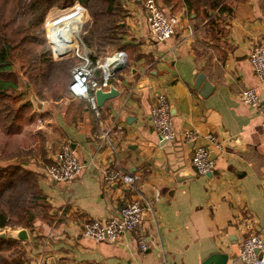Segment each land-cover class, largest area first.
Masks as SVG:
<instances>
[{
  "label": "crops",
  "instance_id": "0c3cea01",
  "mask_svg": "<svg viewBox=\"0 0 264 264\" xmlns=\"http://www.w3.org/2000/svg\"><path fill=\"white\" fill-rule=\"evenodd\" d=\"M158 1L180 15L174 35L157 41L143 0H129V31L120 48L128 59L108 79L120 92L99 105V114L68 88L56 106L44 101L41 111L33 107V117L21 121V129L34 134L25 147L33 155L25 164L39 172L46 195L34 226H26L29 238L15 245L25 251L24 263L202 264L214 251L231 252L250 232L264 236V126L257 109L240 96L251 85L264 95V80L249 61L252 46L264 42V0ZM99 70L93 74L98 81ZM200 72L207 85L202 81L197 87ZM161 90L177 131L172 140L162 139L150 119ZM187 128L197 129L199 136L187 140ZM101 129L109 131L115 149L101 144ZM209 132L224 139L223 149L208 143ZM64 142L87 166L69 180L52 181L44 168ZM198 143L211 149L212 173H199L191 163ZM109 164L136 172L138 186L106 183L101 168ZM135 197L153 204L154 210L143 212L147 248L130 231L114 240L83 232L86 221L116 214ZM225 264L243 262L235 256Z\"/></svg>",
  "mask_w": 264,
  "mask_h": 264
},
{
  "label": "built area",
  "instance_id": "2783aa9c",
  "mask_svg": "<svg viewBox=\"0 0 264 264\" xmlns=\"http://www.w3.org/2000/svg\"><path fill=\"white\" fill-rule=\"evenodd\" d=\"M76 3V4H75ZM74 4L77 10L81 11L83 19L81 25L75 35V45L70 51L60 52L63 46H60V35L56 24L68 15H63L55 20H49L46 23V38L50 46V51L55 58L72 55L76 57V64L72 68V78L68 88L71 95L75 97L86 98L93 108L94 112L99 114V105L96 102L94 89L98 85L106 87L109 85V77L112 74L109 71V63L117 59L125 63L128 59V53L125 49L116 48L93 63L90 56L89 48L86 45L81 29L86 18L87 9L79 1ZM145 13L147 14L149 26L154 38L157 41H165L170 39L180 20V15L170 9L164 7L158 0H143ZM249 61L257 74L264 80V42L255 43L249 53ZM97 67L101 68L102 80L98 81L93 78L94 71ZM241 99L257 109L261 115V123L264 126V102L260 101L259 90L256 86H246L240 91ZM150 119L154 127L159 131L162 138L172 140L176 137L177 131L173 124V116L169 98L164 90L156 93L155 101L150 109ZM39 126L43 123V118L38 117ZM102 143H108L111 148L115 149L116 145L107 130L101 129ZM187 140H194L199 136V131L194 128H187L183 131ZM208 143H212L220 150L225 144L223 138L217 133L209 132L206 134ZM211 149L208 144L198 143L194 146L191 156V163L199 173H207L213 171L215 160L210 155ZM85 161L80 157L77 151L71 147L68 142H64L54 153L51 161L44 168L45 175L54 177L57 181L69 180L83 171L86 167ZM101 176L103 180L111 184L114 181H121L134 188L138 186V175L134 171H130L120 164H109L102 166ZM264 191V181L262 183ZM153 209L152 201L141 197H135L126 200L121 204L118 213L111 216L100 218L94 217L84 223L83 232L94 238L117 239L119 235L125 232H133L137 237L141 248L148 247V240L145 231L143 218L144 209ZM158 220V216L155 215ZM239 258L243 264H264V236L260 232H250L244 235L239 241ZM30 264V263H24ZM59 264H101L98 260H62ZM163 264H169L164 260Z\"/></svg>",
  "mask_w": 264,
  "mask_h": 264
},
{
  "label": "trees",
  "instance_id": "16d2710c",
  "mask_svg": "<svg viewBox=\"0 0 264 264\" xmlns=\"http://www.w3.org/2000/svg\"><path fill=\"white\" fill-rule=\"evenodd\" d=\"M76 1L83 4L90 13V19L83 24L81 35L89 48L93 63L108 51V46L115 48L125 46V37L129 31L128 24L124 19L117 17L123 0H0V99L4 106L1 107L0 112L8 123H6L8 131L13 126L17 127L21 124L19 122L23 119L33 117L36 112L30 101H21L22 90L17 91L20 88L17 77L10 76L14 73L16 59L28 58L26 63H21L26 67V71L40 64L37 72L45 77L54 73L61 74L64 70H71L72 73L73 68L69 59L55 58L48 50L35 51V48L28 44L38 39L25 27L29 22L45 21L50 7L73 5ZM185 1L190 5L191 2L196 4L207 0ZM21 15L27 24L15 25L20 22ZM36 54L40 55L39 64L35 62ZM98 70L99 67L94 74ZM31 74L33 73L31 72L28 78ZM33 78L38 79L39 74ZM10 100L17 103L16 107L5 105ZM26 161H28L26 158H22L16 162L0 165V226L14 224L31 229L35 219L46 206V195L39 182L40 174L26 165ZM14 209L21 218L20 221L12 222ZM19 242L17 238L0 236V264H24L27 260L25 251L14 256L6 253L12 245Z\"/></svg>",
  "mask_w": 264,
  "mask_h": 264
},
{
  "label": "rangeland",
  "instance_id": "374dc122",
  "mask_svg": "<svg viewBox=\"0 0 264 264\" xmlns=\"http://www.w3.org/2000/svg\"><path fill=\"white\" fill-rule=\"evenodd\" d=\"M29 1V0H28ZM129 0H123V4L121 5L120 11L118 12L117 17H119L120 19H124L126 21V23L128 24V28H129ZM76 4V3H75ZM73 4V5H65V6H58V5H54L52 7L49 8V10L47 11L46 17H45V21L40 22V23H28V26H26L25 28L27 29V31L31 34H33L38 41L34 40L29 42L28 45H31V47L35 48V51H41V50H48L50 51V46L48 44L47 38H46V23L49 20H55L57 18L62 17L63 15H68L71 14L72 12L74 13L77 10V6ZM87 9V8H86ZM26 17H28V14H26ZM70 16L65 17L62 20H65L66 18H69ZM90 19V13L89 10L87 9V14H86V18L84 20V24L85 22H87V20ZM60 20L57 24L61 23ZM19 21L18 23H16L15 25H26L27 23L25 21H23V16H19ZM65 31H67V29L70 28V22H68L66 25L63 26ZM67 36V34L65 35ZM73 43V42H72ZM32 48V49H33ZM108 51L105 52L103 55L107 54L108 52L112 51L115 49L114 46H108ZM37 49V50H36ZM52 55V53H51ZM53 56V55H52ZM36 57V63H38V59L40 57L39 54L35 55ZM63 58L69 59L72 63V67L76 64V58L72 55H67V56H62ZM58 58V57H57ZM61 58V57H60ZM28 60V58H25V60L22 59H16V64L14 67V73H12V75L10 74V76H16L20 88H18L17 91H20V89L22 90V94H21V101L26 102V101H30L32 103V107H34V103L32 101V99L30 98V93L27 90V82H31L30 83V87L32 88L35 96L38 99H41L47 103H49V105L51 106H56L57 102L56 100L60 99L62 96L66 95L68 93V85L71 79V70L69 71H63L61 74L58 73H54V74H50L47 75L49 76V78H47V76L45 77L44 75H41L39 72H37L39 65L36 68H32L26 71V67H23L21 65L22 62L26 63V61ZM71 69V68H70ZM33 73L30 75V73ZM36 74H39V78H33ZM7 107H16L17 103L16 102H6L5 104ZM29 104L26 105V107H28ZM1 107L4 108L3 106V101L0 99V109ZM6 111V110H5ZM4 115L1 114L0 112V165L2 164H7L10 162H16L18 160H21L22 158H26L29 159L31 155H33L32 151L26 150L25 147H27V145H29V143H31L33 140L32 138L34 137L33 132H31V130H27L25 128V130L21 129V125L22 122H19L21 124H19L17 127L13 126L12 129L10 131H8L6 128L7 126V122L3 117ZM7 123V124H6ZM33 129V126H31ZM15 156H18L17 158ZM47 178H50V176L46 175ZM15 214L12 215L13 217V221H20V217L17 215V211H15ZM16 225H5L4 229L1 228V230H11L12 228H15ZM18 227V226H17ZM8 237V236H7ZM17 246L12 245V248L8 251H6V253L10 256H14L17 255L18 253H20V250H17Z\"/></svg>",
  "mask_w": 264,
  "mask_h": 264
},
{
  "label": "water",
  "instance_id": "95a60500",
  "mask_svg": "<svg viewBox=\"0 0 264 264\" xmlns=\"http://www.w3.org/2000/svg\"><path fill=\"white\" fill-rule=\"evenodd\" d=\"M142 1V0H140ZM109 67V71L113 74L115 71L121 69L122 67H124V63L121 62L120 60H113L112 62L109 63L108 65ZM206 78L205 73L204 72H200L197 79H196V85L197 87H199L200 83L202 81H204ZM204 83H206L207 85V81H204ZM212 86H210L211 88ZM27 90L30 93V98L32 99L33 103H34V109L41 111L42 107L44 105V101L41 99H38L32 88L30 87V83L27 82ZM120 92L119 89H117V87L114 86V84H110L108 88L103 87L102 85H98L95 87L94 89V94H95V98H96V102L98 105H101L106 98L117 95ZM260 96V101L264 102V95L263 92L259 93ZM165 139V138H162ZM211 157L212 154L210 153ZM208 173H212V171L208 172ZM52 181H55L54 177H51ZM155 195V191L153 192L152 197H154ZM0 236L1 237H13V238H17V239H27L29 238V232L26 226H22V227H15L12 228L11 230H1L0 229ZM239 244H235V246H233V250L230 251H214L212 252L210 255H208L204 260L202 264H225L226 261L228 260L229 257H235V256H239Z\"/></svg>",
  "mask_w": 264,
  "mask_h": 264
},
{
  "label": "bare ground",
  "instance_id": "6f19581e",
  "mask_svg": "<svg viewBox=\"0 0 264 264\" xmlns=\"http://www.w3.org/2000/svg\"><path fill=\"white\" fill-rule=\"evenodd\" d=\"M83 19V13L81 11L74 13L70 15L69 18H66L65 20H62L61 23L56 24V27H58L59 32L63 31V34L60 35V46L62 47V50L60 52H67L70 51L71 48L75 45V35L77 33L78 28L81 25V21ZM68 22H70V28L65 31L63 26L66 25ZM67 34V36H65ZM73 42V43H72Z\"/></svg>",
  "mask_w": 264,
  "mask_h": 264
}]
</instances>
